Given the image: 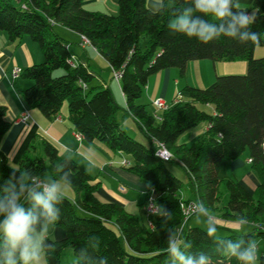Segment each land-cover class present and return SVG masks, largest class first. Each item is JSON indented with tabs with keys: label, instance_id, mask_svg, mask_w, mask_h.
I'll list each match as a JSON object with an SVG mask.
<instances>
[{
	"label": "trees",
	"instance_id": "trees-1",
	"mask_svg": "<svg viewBox=\"0 0 264 264\" xmlns=\"http://www.w3.org/2000/svg\"><path fill=\"white\" fill-rule=\"evenodd\" d=\"M0 0V29L11 41L19 42L25 35L36 41L44 61L24 68L22 78L33 83L23 89L22 97L31 108L39 109L49 120L60 115L64 102L68 103V117L73 128L88 142H101L113 151L128 155V169L158 195L151 201L171 211L173 219L166 224L155 215L148 222L114 201H104L98 195L100 182L71 156L69 185L75 197L65 195L60 219L56 226L65 236L54 239V247L47 251V264H67L63 252L70 248L75 256L73 264H85L80 249L87 247L90 236L100 238L99 250L93 255L107 257V264H170L167 255L168 230L181 227L185 215L182 204L202 203L212 217L238 221L243 216L253 227L247 232L225 228V239L264 237V56L256 58L255 48L264 46V0H252L255 21L252 30L259 33L258 43L241 44L227 37L204 44L195 38L171 32L167 25L172 13L150 15L147 0H119V13L88 10L84 0ZM182 7V0H173ZM26 4V8L22 4ZM250 11V8L241 6ZM251 12V11H250ZM60 24L81 36L109 63L113 72L121 73L120 86L125 110L138 124L149 140L145 144L130 136L117 119L120 107L111 89L94 84L97 75L85 63H75L73 52L54 30ZM148 38L143 49L142 36ZM211 59L217 61H246L243 74L218 75L208 87L186 85L189 99L172 103L159 112V118L141 103L149 77L164 69L176 67L185 76L190 61ZM65 72L55 75V71ZM198 104L212 105L211 113ZM207 130L191 144L179 141L188 130L200 123ZM11 122L8 107L0 103V182L7 179L12 169L1 146ZM163 142L172 157L165 161L155 153L154 140ZM249 150L252 167L257 171L259 184L251 193L241 182L220 175L221 163L235 160ZM69 154H60L59 148L48 139L42 142L41 152L29 146L14 167L25 173L57 178L58 170ZM166 162H178L188 173L195 188V197L186 199L182 194L184 183L168 168ZM13 167V166H12ZM222 187L224 190H222ZM30 205H25L29 207ZM191 218V217H190ZM185 222L183 232L191 247L186 253L204 252L210 264H238L235 258L217 253L215 243L205 229ZM216 220V219H215ZM151 223V224H150ZM258 264H264V254Z\"/></svg>",
	"mask_w": 264,
	"mask_h": 264
},
{
	"label": "crops",
	"instance_id": "crops-1",
	"mask_svg": "<svg viewBox=\"0 0 264 264\" xmlns=\"http://www.w3.org/2000/svg\"><path fill=\"white\" fill-rule=\"evenodd\" d=\"M239 2L241 6L248 7L251 12H254L252 9V0H239ZM83 5L88 10L103 11L110 14L119 13V0H84ZM147 5L149 6L148 0ZM53 30L67 42V46L73 52V60L75 63L82 62L89 65L91 70L97 75L95 81L108 86L111 91L115 90L113 82L107 81L106 74L101 70L97 71V69H94L95 67L92 62L104 63V60H102L104 58L91 44H83L80 34L60 24L55 23L53 25ZM30 39L32 38H28V36L25 35L19 42L11 41L7 32L0 29V103L8 107V119L11 122L8 132L2 139L1 146L7 154L9 163L12 166H16L24 153L27 152L29 146L34 145L37 151L41 152L43 140L48 139L59 148L60 154H70L95 178L96 181L100 182L98 195L102 200L117 202L139 217V213L142 214L141 212H144L146 214V212H148L147 217H149L150 201L146 203V199L151 190L148 187V183L128 169V166L125 164L129 159L127 154L113 151L101 142H88L84 138L79 139L76 130L73 128L72 122L69 120L67 108H65V110L62 108L59 117L51 121L39 109L31 108L25 103L22 97V91L31 83L29 81L22 82L23 87L21 88L23 89L21 90L17 85V81L21 76L14 78L12 70L16 66H20L22 69L23 67L43 61V53L42 55L40 54L41 50L36 46V41ZM254 56L263 57L264 46L256 47ZM224 63L223 67L227 74H229V72H242L243 74L247 71L246 61H224ZM189 67H192V69L197 72V83H193L190 81L191 79H187L185 86L196 84L198 87H208L209 84L211 85L210 82L215 81L216 77L210 78V75L207 73L205 76L203 75L204 66L202 62L198 60L194 61L193 64L187 65L184 77L187 76ZM177 75H180L179 69L173 67L164 69L149 77L144 92L146 98L144 99L142 97L141 103L148 105L150 113L154 115L159 113L156 106L153 104V101L157 98L163 99L167 104H172L176 100L184 101L179 98L178 95L175 97L174 92L170 93L169 78H174ZM117 82L121 89L120 82L118 80ZM183 92L185 96H187V99H189L188 92L185 90ZM121 93L122 95H120L122 98V96L124 97L122 90ZM200 107L211 113L215 112L212 105L208 104ZM26 115H29L27 119H25ZM120 124L121 127L130 134L134 131V128L129 125L127 121ZM199 125L202 126L201 132L204 133L207 130L208 124L203 122ZM191 133L192 137L196 136V132ZM200 134L199 132V135ZM181 142L187 143V141ZM238 159L223 161L221 163L220 175L224 165H227V167L231 165L232 168L242 167L243 163ZM247 162L251 164L249 156ZM248 173L252 178L251 183H248L245 177L238 181L251 193H254L259 184V178L253 171L248 170ZM157 195L158 193L155 190L150 194L151 198H155ZM66 196L70 197L67 193ZM183 196L186 199H193V197H187L185 194ZM215 219V221H219L218 225H220L219 227L222 229L223 227L232 229L241 227L238 221ZM56 227L51 235L54 239L63 238L65 236L64 230L58 226ZM245 227L250 231L253 229L254 225L249 223ZM254 243H256V240ZM260 245H262V242L258 243V250H260ZM262 253L264 254V251H262ZM259 257L260 255L258 254V259ZM45 264H47V260Z\"/></svg>",
	"mask_w": 264,
	"mask_h": 264
},
{
	"label": "clouds",
	"instance_id": "clouds-1",
	"mask_svg": "<svg viewBox=\"0 0 264 264\" xmlns=\"http://www.w3.org/2000/svg\"><path fill=\"white\" fill-rule=\"evenodd\" d=\"M147 11L150 15L161 14L165 9L172 13L167 25L173 33L195 38L208 44L227 37L241 44L260 40L259 33L252 30L255 13L242 9L239 0H182V7H175L173 0H148ZM160 155L159 153H157ZM69 154L58 170L57 178L41 177L32 173L12 169L10 176L0 182V264H45L48 250L54 247L57 222L67 186L70 183L71 169H67ZM151 191V184H148ZM30 205L25 207V205ZM149 209L152 215L161 218L166 224L173 219L171 211L159 205L158 210ZM196 215L206 217L205 231L216 245L217 253L235 258L238 264H257L258 247L251 239H225L217 235L218 225L203 204H197ZM241 232L249 224L246 217H239ZM259 228L261 225H254ZM167 255L170 264H210L209 256L204 252L189 254L185 249L191 247L184 239L183 227L168 230ZM100 238L93 235L87 247L80 249L85 264H107V257L93 255L99 250Z\"/></svg>",
	"mask_w": 264,
	"mask_h": 264
},
{
	"label": "rangeland",
	"instance_id": "rangeland-1",
	"mask_svg": "<svg viewBox=\"0 0 264 264\" xmlns=\"http://www.w3.org/2000/svg\"><path fill=\"white\" fill-rule=\"evenodd\" d=\"M13 4L15 5H19V2L17 0H10ZM28 36V35H27ZM28 38H31L30 36H28ZM70 39V38H69ZM32 40V39H30ZM147 40L148 38L144 35L141 37L140 39V46L141 48H145L146 45H147ZM21 41V40H20ZM33 42V41H32ZM36 46L40 49L39 47V44L37 42H35ZM40 54L42 55V52L40 51ZM44 56L42 55V59L44 61ZM256 57V56H255ZM256 58H259V57H256ZM104 60L103 62L104 63H95L94 61L92 62L93 65H94V69L97 71L101 70L104 72V74H106V79L107 81H112L113 82V87L115 90H112L113 92V96L117 105L120 107V110L118 111L117 113V119L119 120L120 123L122 122H128L129 125H131L133 128H134V131L132 132V134H130L129 132V135L134 137L136 140L140 141V142H143L145 144H149V140L148 138L145 136V134L141 131V129L139 128L138 124L136 123L135 119L127 113V111L125 110V99L124 97L122 96L121 98V89L119 87V84L116 80V78L114 77V72L112 71L109 63L105 60V59H102ZM199 62H202L203 64V75L205 76V74L207 73L208 75H210V78L212 77H217V75H225L227 74L226 70H224V61L221 62V61H217V62H214L213 60L211 59H202V60H198ZM194 61H190V63L188 64H193ZM192 66V65H190ZM20 68V66H17ZM28 67V66H26ZM26 67H23L21 70H23L24 68ZM173 68V67H172ZM13 71V70H12ZM63 72H65V70L63 69H59V70H56L55 71V75H59V74H62ZM242 74V72H229V74ZM246 73V72H245ZM13 74V73H12ZM187 79H191L190 81H192L193 83H197V72L192 69V67H189V72L187 73V76L186 77H181L180 75H177L175 76L174 78H169V82H170V93L174 92V95L175 97L178 95L179 98L183 99L184 101L188 100L187 99V96H185V93L183 92L184 91V87H185V83L187 82ZM216 79V78H215ZM26 81H29L31 84L33 83L32 80L30 79H25V78H22L20 77L18 79V87L22 90L23 88V83L22 82H26ZM98 83L97 81H94V84ZM211 84L213 82H210ZM30 84V85H31ZM29 85V86H30ZM210 85V84H209ZM193 86H196V84H194ZM28 87V86H26ZM25 87V88H26ZM24 88V89H25ZM118 88V90H117ZM121 94V95H120ZM146 95L143 94V98L145 99ZM199 107L202 106V104H198ZM151 106V105H150ZM64 108H67V111H68V103L67 101L64 102L63 106L61 107V109ZM62 110H60V114H61ZM203 123V122H202ZM196 129H191L189 130L187 133L185 132L179 139V141H187L188 144H191L193 143L194 141H196L198 139V136H199V132L202 134L203 132L202 131V126L198 125L197 127H194ZM195 133L196 132V136L192 137V133ZM200 134V135H201ZM184 139V140H183ZM249 156V150L247 149L242 155L241 157L238 159V160H241L240 162L243 163L242 167H238V168H232L231 165H229L227 167V165L225 166L224 165V168L221 172V176L222 177H231V178H234V179H246V181L248 183H251V180L252 178L250 177L249 173H248V170L250 171H253V173L258 177V173L257 171L252 167V165L250 163L247 162V158ZM168 168L171 170V172L177 176L178 178H180L183 183H184V187H183V194H185V196L187 197H195V188H194V185L192 184V182L190 181V178L188 176V173L187 171L178 163V162H166ZM19 166V162H17L16 166H13V167H18ZM68 190H67V194L70 195V197L74 198L75 197V191L74 189L68 184L67 186ZM222 190L223 187H222ZM69 197V196H68ZM142 214L139 213L142 221L144 222H148V217H147V213L146 214L144 212H141ZM150 213V212H149ZM149 216H151V214H149ZM205 220H206V217L205 216H202V215H196L193 214L189 220V225L191 226H199L203 229H205ZM216 224L218 225L219 221H215ZM220 226V225H218ZM57 228V227H56ZM249 230H247V227H244V229H242L241 232H247ZM225 233H227V231H225L224 229H222L221 227H218V232H217V235H224ZM256 244L258 245L259 242H262V245H260V250H258V254L261 255L262 251H264V239L263 237H257L256 239ZM263 254V253H262ZM75 256L73 255V252L70 248H66L63 252V255H62V260L64 263H67V264H73L74 261H75ZM45 261H46V257H45ZM257 264H258V261H257Z\"/></svg>",
	"mask_w": 264,
	"mask_h": 264
},
{
	"label": "built area",
	"instance_id": "built-area-1",
	"mask_svg": "<svg viewBox=\"0 0 264 264\" xmlns=\"http://www.w3.org/2000/svg\"><path fill=\"white\" fill-rule=\"evenodd\" d=\"M22 7L26 8L27 6L24 3V4H22ZM82 43L83 44H90V41L85 36H82ZM72 59H74V56H72ZM21 72H22L21 68H19L17 66L14 67L13 68V71H12L13 77L14 78L19 77L20 74H21ZM114 76H115V78L118 81H120V77H121V73L120 72L115 71L114 72ZM177 102H180V101L179 100H176L173 103H177ZM153 104L156 106V108H157V110L159 112L162 111V110L168 109L170 107V105H171V104H167L161 98L155 99L153 101ZM155 116L157 118H159V113L155 114ZM28 117H29V115H26L25 116V119H27ZM77 137L79 139L82 138V136L79 133H77ZM153 140H154V143L156 145V151H155L156 155L158 157H160L161 159L165 160V161H169L171 159V157L173 156L172 153H171V151L166 147V145L163 142L158 141L156 139H153ZM263 149H264V141H263ZM157 153H159L160 155H158ZM125 164L128 165L129 164L128 161H126ZM151 199H153V198H151ZM150 202H151V208L153 210H158V207L152 202V200ZM197 204H199V203H197L196 201H191V202H189L187 204L186 203L185 204H182V210H183V213L185 215L184 223L181 225L183 228H184V224L188 220V218H190L193 214L197 213ZM149 212H150V209H149ZM150 214H151V212H150Z\"/></svg>",
	"mask_w": 264,
	"mask_h": 264
}]
</instances>
